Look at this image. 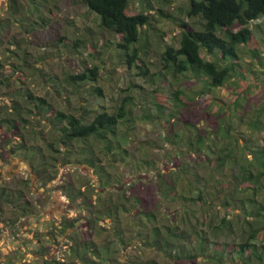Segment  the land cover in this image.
I'll use <instances>...</instances> for the list:
<instances>
[{"label":"trees","instance_id":"1","mask_svg":"<svg viewBox=\"0 0 264 264\" xmlns=\"http://www.w3.org/2000/svg\"><path fill=\"white\" fill-rule=\"evenodd\" d=\"M4 1L23 24L34 14L32 27L28 28L32 33L39 19L47 22L46 16L55 15L57 0ZM132 1L76 0V3L96 16L97 31L91 32L93 42L97 43L101 34L102 38L107 33L117 38L115 45L121 55L138 69L137 74L150 87V67L143 54L149 51L150 30L156 28L153 16L145 11L153 5L150 0H140L141 11H134ZM180 9L187 18L196 20V24L193 26L159 9L163 15L180 21L181 38L178 47L169 45L163 53L167 72L164 76L162 72L157 74L159 84L151 92L148 88L133 97L134 100L141 97L142 106H134V101L125 98L111 112L76 114L55 107L28 87H15L17 78L26 82L21 77L25 64H14L16 75L9 78L4 79L0 74V85L5 81L10 85L5 95L10 103L0 106V146L13 155L23 153L43 183L58 180L57 171L51 169L57 164L82 163L108 185L120 183L124 171L134 176L157 170L156 183L152 184L155 192L148 199L137 196L131 209L136 212L129 214L128 219L121 212H130L131 200L122 196L123 192L115 191L114 196L107 193L100 200L97 196L100 203L94 204L89 201V193L73 181L59 183L57 188L70 200H80L77 206L89 213L61 223L63 236L70 241L72 264H106L93 240L95 230V234L109 232L113 241L122 246L143 249L141 257H130L127 264H161L157 257L145 259L146 250L156 253L155 256L160 254L165 264H264V99L261 98L264 46L260 43L264 39L251 26L255 23L260 27L259 20L264 19V0H188ZM0 24L4 28H0L1 33L9 28L8 19ZM82 36L75 38L77 45L79 40L87 42ZM67 39L66 33H61L57 41L66 45ZM12 45L18 49L23 46L18 40ZM245 52L257 62L256 67L242 58ZM100 73L99 65H87L80 72L66 73L64 80L54 75L51 80L58 92L75 85L70 91L73 94L102 96L101 86L82 89L87 82H96ZM238 82L246 83L244 89L229 102L226 99H223L225 103L220 102L219 90ZM251 90L257 92L253 99L258 97L260 101L252 103ZM209 94L213 96L203 99L198 107V96ZM241 99L251 102L253 117L247 114L249 108ZM135 109L141 110L140 116L134 115ZM139 118L167 122L164 140L168 147L160 148L168 150L162 156L168 161V171H161L156 159L151 157L150 150L157 143L151 144L152 148L142 147L145 152L140 155V150L122 148L121 136L131 134V129L134 128L133 135L139 138L138 131L135 132L141 130L136 124ZM202 120L208 127L200 125ZM41 124L46 129H38ZM244 125L249 127V132L243 130ZM37 137L43 140V145L34 142ZM119 162L124 170H120ZM116 195L121 197L117 199ZM23 196L21 188L0 185V211L9 202L17 213L16 221L32 214L29 201L21 200ZM130 228H137L135 235ZM222 234L229 240L222 241ZM36 252L45 259V264L53 261L65 264L47 258L51 253L45 245Z\"/></svg>","mask_w":264,"mask_h":264},{"label":"rangeland","instance_id":"2","mask_svg":"<svg viewBox=\"0 0 264 264\" xmlns=\"http://www.w3.org/2000/svg\"><path fill=\"white\" fill-rule=\"evenodd\" d=\"M187 1L171 0L165 2L164 0H150L153 7L150 10H145L149 15L153 16L152 23L156 26L154 30H150L149 51L145 55L143 54V58L148 62L150 67L149 87L143 76L137 74L138 69L132 64L129 65L125 60V55H121L122 52L117 49L115 45L117 38H111L109 33H107L103 38L101 34L97 43L93 42L91 32L95 33L97 31L96 16L89 12L84 5L76 3V0H57L54 6L55 15L51 18L46 16L47 22L39 19L38 21L40 22L32 33L28 32V28L32 27L31 23L35 18L34 14L32 15L33 18L24 20L23 24L22 21L17 20L11 14L9 4L4 0H0V23H5L6 19L9 20V28L3 31V33L0 32V37H2V41L0 42V74L4 79L9 78L11 74L16 75L14 64H25L22 66L23 73L20 76L26 82H19L17 78L14 83L15 87H28L35 95L46 97L47 101H50L55 107L66 111H74L76 114L83 112V114L91 116L96 111L107 110L111 112L125 98L131 99L132 102L134 101L136 103L135 105L133 102L134 106H137V104L138 106H142L141 101L144 103L143 99L139 97L134 100L133 97L138 95V92L147 91L146 89L148 88L151 92V89L159 84L160 81L157 74L162 72L164 76V73L167 72V68L164 65L163 53L169 45L178 47L181 38L180 31L182 29L179 24L180 21L163 15L159 9H163L165 13L172 14L173 16L181 17L182 21H188L194 26L196 20L187 18L180 9L187 5ZM131 8L134 11H141L142 5L140 4V0H133ZM67 19L70 20L69 24L66 23ZM259 21H261L260 27L255 23H252L251 26L264 39V19ZM72 32L75 34H72ZM61 33H66L68 36V39L65 41L66 45L57 41ZM81 35H83L82 38H87L88 40L86 43H82L78 39L79 44L77 45L75 38ZM15 40L20 41V44L23 45L21 49L12 45ZM260 43L264 46V41ZM242 58L255 63V67L257 66V62L250 57L248 52L243 53ZM95 64L99 65L101 69L98 80L93 83L87 82L88 84L82 89H91V85L101 86L103 90L102 96L95 93L88 95L84 92H82V95L73 94L70 91L74 89L75 85H68V88L66 90H64L65 88L62 89L61 92H58L54 88V80H51L53 75L57 76L58 80H64L66 73L80 72L87 65L92 66ZM5 82V84L0 85V106L10 103L9 99H5L10 85L7 81ZM245 85V82H238V84L230 83L227 89L219 90L217 93L219 101L225 103L223 99H226L229 102V99L233 96L236 97L244 89ZM256 93V90H251L250 92L249 99L252 103L260 101L258 97L253 99ZM146 95L148 96V93ZM211 96L213 95L198 96L196 100L199 103L198 107L202 105L201 101L203 99L206 97L210 99ZM263 97L262 94L261 98L264 99ZM20 100L22 101L23 99L20 98ZM150 102L152 103V99ZM241 102L249 108L247 114L253 117L255 111L254 107L250 104L251 102L245 103L243 99H241ZM141 113L140 109L134 110V115L140 116ZM136 124L138 125L137 128H141L140 131L137 129L135 131L136 133L138 131L139 138L133 135L134 128L131 129V134L121 136L122 148L135 149V152L140 150V155L145 152V149L142 147H151V144L157 143L155 147L153 146V150H150L152 151L151 157L156 159L161 171H168L170 169L168 161L162 159L163 152H168V150L160 148L162 145L168 147V143L166 144L164 140L167 133V122L163 119L150 122L139 118L136 119ZM206 124L204 120L200 123V125ZM124 127L123 125L121 129ZM205 127L208 126L206 125ZM39 128L46 129V126L44 124L42 126L41 124V126H38ZM243 130L249 132V127L244 125ZM1 132L0 130V138ZM34 142L43 145V140L40 137L35 138ZM24 159L26 158L23 156V153H15L13 161L17 167L13 168L12 172L17 171V175L9 178L0 177V185H11V187L23 189L25 199L29 201L33 212L28 216H22L16 221L17 213L12 211L8 205H3V210L0 211V264H45V259L36 252L41 245H45L47 252L51 253L47 258L58 259V262L63 261L65 264L74 263L73 257H71L68 250L70 241L68 238H64L61 223L64 219L85 217L89 213L87 210H83V208L77 206V204L81 203L80 200H70L61 189L57 188L62 181L65 183L73 181L77 187H81L85 192L87 191L89 193V201L94 204L100 203L97 196L100 200L105 195L107 196V193L114 196L116 194L115 191L123 192L121 193L122 196L125 195L127 199L131 200L128 204L130 212H121L122 216L125 214L124 219H128L129 214L136 212L135 210L131 211V209L134 202L138 199L137 196L148 199L155 192L152 184L156 183L157 170L142 172L141 175L134 176L124 171L120 183L108 185L104 181L99 180L93 170L82 163L75 164L74 166L57 164L51 168L57 171L58 176L57 181L51 182L54 184L53 196L51 198V193L47 190L46 195L39 202L38 191L43 188V181H36L38 173L33 168L31 170ZM21 160L25 162L21 163ZM120 163L118 165L120 166V170H124V166ZM0 167L4 169L3 165ZM7 167L10 168L9 162L7 163ZM124 182L126 184L121 190L114 188L115 185L120 186ZM116 196L117 199L121 197L119 195ZM220 211L221 214L225 213L223 208ZM231 217L232 213L229 215V218ZM130 231L135 235L137 228L134 230L130 228ZM95 233L96 230L92 234L93 240L99 246L101 260L106 264H112L113 261L115 264H127L130 257L136 255L141 257V254H143V249L139 246L128 245L125 247L120 245L119 242L113 241V237L109 232L102 231V233ZM127 235H131V233H127ZM221 240H229V237L222 234ZM146 251L144 255L145 259L157 257L161 264H165L160 254L159 256H155L156 253H150V250ZM55 262H50V264H55Z\"/></svg>","mask_w":264,"mask_h":264},{"label":"flooded vegetation","instance_id":"3","mask_svg":"<svg viewBox=\"0 0 264 264\" xmlns=\"http://www.w3.org/2000/svg\"><path fill=\"white\" fill-rule=\"evenodd\" d=\"M13 160H14L13 153L11 151L6 152V150L2 146H0V166L3 165V167H4V169H2V167H0V177H8L9 178V177H15L17 175V171H15L16 173L12 172V169L17 167V165L14 163ZM24 160H26V162ZM24 160L23 161L21 160V163L25 162L28 166H30V169L32 170V167H31L29 161H27V159H24ZM8 162L10 164V168L7 167V163ZM7 168H9V170H7ZM39 180L41 181V178L37 174L36 181L38 182ZM42 184H43V188L40 191H38V195H39L38 201L39 202L42 201V197L46 195L45 193H47V190H49V192L51 193V198H52L53 192H54V190H53L54 184L53 183H47V184L46 183H42ZM21 200L23 202H26L25 196H23V198ZM6 205L11 207L9 205V202L6 203Z\"/></svg>","mask_w":264,"mask_h":264},{"label":"water","instance_id":"4","mask_svg":"<svg viewBox=\"0 0 264 264\" xmlns=\"http://www.w3.org/2000/svg\"><path fill=\"white\" fill-rule=\"evenodd\" d=\"M126 182H124L122 185L120 186H117L115 185L114 188L118 189V190H121L124 186H125Z\"/></svg>","mask_w":264,"mask_h":264}]
</instances>
